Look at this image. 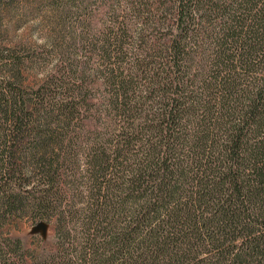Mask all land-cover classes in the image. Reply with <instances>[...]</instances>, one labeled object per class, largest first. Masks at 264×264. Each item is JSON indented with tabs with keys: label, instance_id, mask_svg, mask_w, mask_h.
Returning <instances> with one entry per match:
<instances>
[{
	"label": "trees",
	"instance_id": "16d2710c",
	"mask_svg": "<svg viewBox=\"0 0 264 264\" xmlns=\"http://www.w3.org/2000/svg\"><path fill=\"white\" fill-rule=\"evenodd\" d=\"M43 2L55 62L0 93V224L54 242L0 235V264H264V0Z\"/></svg>",
	"mask_w": 264,
	"mask_h": 264
},
{
	"label": "rangeland",
	"instance_id": "374dc122",
	"mask_svg": "<svg viewBox=\"0 0 264 264\" xmlns=\"http://www.w3.org/2000/svg\"><path fill=\"white\" fill-rule=\"evenodd\" d=\"M43 0H0V93L21 91L25 95L40 81L55 62L41 59V49L49 48L54 38L53 26L49 25L47 12ZM9 85V86H8ZM10 96V95H9ZM5 104L0 96V109L12 106V99ZM48 224L46 237L41 232H33L32 227L37 223L23 212H16L5 217L0 224L2 237L20 238L27 249L40 252L44 243L52 244L53 224ZM45 244V245H46Z\"/></svg>",
	"mask_w": 264,
	"mask_h": 264
},
{
	"label": "water",
	"instance_id": "95a60500",
	"mask_svg": "<svg viewBox=\"0 0 264 264\" xmlns=\"http://www.w3.org/2000/svg\"><path fill=\"white\" fill-rule=\"evenodd\" d=\"M48 224L45 221H38L33 227V232H41L42 236H46Z\"/></svg>",
	"mask_w": 264,
	"mask_h": 264
}]
</instances>
